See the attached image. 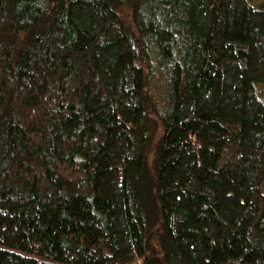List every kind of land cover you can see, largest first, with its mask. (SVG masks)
<instances>
[{
	"label": "trees",
	"instance_id": "16d2710c",
	"mask_svg": "<svg viewBox=\"0 0 264 264\" xmlns=\"http://www.w3.org/2000/svg\"><path fill=\"white\" fill-rule=\"evenodd\" d=\"M0 264H264V2L0 0Z\"/></svg>",
	"mask_w": 264,
	"mask_h": 264
},
{
	"label": "rangeland",
	"instance_id": "374dc122",
	"mask_svg": "<svg viewBox=\"0 0 264 264\" xmlns=\"http://www.w3.org/2000/svg\"><path fill=\"white\" fill-rule=\"evenodd\" d=\"M254 6H259L264 0H249Z\"/></svg>",
	"mask_w": 264,
	"mask_h": 264
}]
</instances>
